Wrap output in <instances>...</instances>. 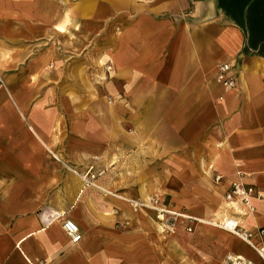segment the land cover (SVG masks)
I'll list each match as a JSON object with an SVG mask.
<instances>
[{"label":"crops","instance_id":"crops-1","mask_svg":"<svg viewBox=\"0 0 264 264\" xmlns=\"http://www.w3.org/2000/svg\"><path fill=\"white\" fill-rule=\"evenodd\" d=\"M221 4L0 0V264H214L218 247L260 262L208 226L232 214V182L264 196V35ZM89 166L104 171L85 186ZM153 196L196 231L159 236L155 211L129 202ZM253 204L251 231L264 226Z\"/></svg>","mask_w":264,"mask_h":264},{"label":"built area","instance_id":"built-area-1","mask_svg":"<svg viewBox=\"0 0 264 264\" xmlns=\"http://www.w3.org/2000/svg\"><path fill=\"white\" fill-rule=\"evenodd\" d=\"M216 78L227 88L235 86V76L231 73V65L221 63L217 66ZM103 168L95 169L94 166H89L85 172L78 173L83 184L94 185L96 175L102 174ZM220 175H214V180L218 181ZM224 203L227 209L232 210L231 215H226L222 219H218V226L235 235L249 247H251L258 255L260 262H255L248 257L228 252L224 256V264H264V226L258 227L251 231L240 225L241 216H245L254 210L253 199H262L264 196L259 191H256L254 186L249 183L234 181L229 185L228 190L224 193ZM133 209L139 207L152 208L155 211V217L159 222L160 229L165 232H175L177 222L184 223L182 228L187 232H192L195 229L197 219L182 212L170 210L166 206L159 203L157 197H148L146 200L130 199ZM62 227L71 243H76L81 239L79 226L72 219L65 218L62 221ZM31 264H51L48 261L40 260Z\"/></svg>","mask_w":264,"mask_h":264},{"label":"trees","instance_id":"trees-1","mask_svg":"<svg viewBox=\"0 0 264 264\" xmlns=\"http://www.w3.org/2000/svg\"><path fill=\"white\" fill-rule=\"evenodd\" d=\"M222 8L236 18L249 33L262 31L264 35V0H220ZM257 51L264 56V40Z\"/></svg>","mask_w":264,"mask_h":264},{"label":"rangeland","instance_id":"rangeland-1","mask_svg":"<svg viewBox=\"0 0 264 264\" xmlns=\"http://www.w3.org/2000/svg\"><path fill=\"white\" fill-rule=\"evenodd\" d=\"M13 13H14V11H13ZM103 76V73H101V75H95V83H98L99 84V80L101 79V78H103L102 77ZM147 199V198H146ZM180 211H183V210H181L180 209ZM224 216H226V215H224ZM223 216V217H224ZM223 217H221L220 219H222ZM156 219V218H155ZM219 219V220H220ZM198 221V220H197ZM211 221H215V220H212L211 219ZM216 222V221H215ZM199 223H200V221H199ZM184 225V223H182V224H179V226L177 227V229H176V231H175V233L174 232H171L170 234L171 235H175V234H177V235H179L180 237L178 238V239H180L181 237H184V238H188L191 234H193L195 231H196V225H195V229L192 231V232H187V231H185L183 228H182V226ZM206 225H208V224H206ZM208 226H210V227H212L213 229H215V230H219V231H224V232H226V233H229L228 231H225V230H223V229H221V228H219V227H217V226H211V225H208ZM229 234H231V233H229ZM162 235H164V236H167V233H165V232H163L161 229H159V236H162ZM232 235V234H231ZM213 236H215V235H213ZM215 237H217V235L215 236ZM215 237H212V238H215ZM161 238H163V237H161ZM240 246H241V244H238L237 242H235L234 243V245H233V249H236V248H240ZM196 258H199L200 260H201V262H203L204 261V257H203V253H204V251H199L197 248H196ZM216 253H217V259H219V263H217V261H215L214 262V264H223L224 263V256H225V254H226V250L225 249H219V247H218V249L216 250ZM228 253V252H227ZM194 257V258H195ZM181 259V258H180ZM179 262H181V264H184L185 262L183 261V260H180ZM203 264V263H202Z\"/></svg>","mask_w":264,"mask_h":264},{"label":"bare ground","instance_id":"bare-ground-1","mask_svg":"<svg viewBox=\"0 0 264 264\" xmlns=\"http://www.w3.org/2000/svg\"><path fill=\"white\" fill-rule=\"evenodd\" d=\"M61 29H62V28H61ZM210 224H211L212 226H217V227H219L217 222H215V223L213 222V223H210ZM219 228H220V227H219ZM223 264H224V263H223Z\"/></svg>","mask_w":264,"mask_h":264}]
</instances>
